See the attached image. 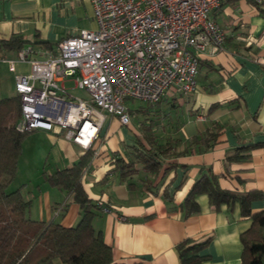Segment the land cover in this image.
<instances>
[{
	"label": "crops",
	"instance_id": "0c3cea01",
	"mask_svg": "<svg viewBox=\"0 0 264 264\" xmlns=\"http://www.w3.org/2000/svg\"><path fill=\"white\" fill-rule=\"evenodd\" d=\"M211 17L226 38L221 50L206 48L200 54L194 92L173 89L170 96L165 92L158 103L139 109L145 122L135 126L130 121L121 124L118 116L103 111L99 139L89 149L64 136L57 138L61 132L56 130L35 129L34 136L51 142L37 143L23 157V173L14 179L30 201V218L64 227L77 223L79 205L45 176L71 167L90 151L82 185L99 208L92 225L111 247L113 262L179 264L180 240L210 237L204 250L208 264H241L240 234L251 219L240 214L237 202L216 210L206 195H200L199 212L185 215L180 207L201 167H210L221 188L255 190L260 194L251 203L252 211L264 208V10L251 0H227ZM95 27L91 0H0V39L20 35L27 41L23 47L32 49L30 58L43 59L56 50L60 39ZM17 51L0 48V98L16 95L15 73L29 71V63L21 61H15L14 71L9 69L8 61L16 59ZM168 99L172 108L163 110L160 106ZM146 136L157 143L175 141L176 155L164 157L156 175L139 161L132 174L114 170L117 156L134 159L137 151L149 148ZM254 144L247 150L248 159H227L235 148ZM23 154L22 150L20 158ZM98 201L109 211H103ZM52 264L65 263L55 259Z\"/></svg>",
	"mask_w": 264,
	"mask_h": 264
},
{
	"label": "built area",
	"instance_id": "2783aa9c",
	"mask_svg": "<svg viewBox=\"0 0 264 264\" xmlns=\"http://www.w3.org/2000/svg\"><path fill=\"white\" fill-rule=\"evenodd\" d=\"M226 1L91 0L95 28L60 39L43 59L30 58L27 46L8 61L11 71L15 61L29 63L27 73L14 75L21 105L16 129L64 130L66 139L89 149L99 139L103 111L128 124V98L154 105L169 88L194 92L200 54L223 48L226 33L211 12Z\"/></svg>",
	"mask_w": 264,
	"mask_h": 264
},
{
	"label": "trees",
	"instance_id": "16d2710c",
	"mask_svg": "<svg viewBox=\"0 0 264 264\" xmlns=\"http://www.w3.org/2000/svg\"><path fill=\"white\" fill-rule=\"evenodd\" d=\"M251 2L264 10V0ZM26 42L20 35H13L9 39H0V48L19 50ZM40 44L48 46L47 42ZM20 110L17 95L0 98V264H52L55 259L65 264H116L112 260L111 247L104 242L101 231L92 225L99 208L82 185L81 174L89 162L90 151L81 155L71 167L56 169L45 176L50 185L71 194L79 205V219L73 226L64 227L58 222L30 218V201L23 197L21 188H9L15 179L22 141L30 133L16 129ZM146 134L149 135L148 131ZM146 141L149 148L137 151L134 159L130 157L125 161L117 156L114 170L124 176L132 174L137 170L134 162L139 161L147 172L156 175L162 159L176 155L172 150L175 141L157 143L152 136H146ZM253 146L255 144L237 147L227 159H248L247 150ZM259 194L255 190L223 189L218 184V175L210 167H201L180 207L185 215L199 212L200 195H206L208 205L216 210L222 204L237 202L240 214L251 219L250 226L240 234L241 264H264V208L258 211L251 208L252 201ZM210 239L186 237L180 240L176 244L179 264H208L209 255L204 250Z\"/></svg>",
	"mask_w": 264,
	"mask_h": 264
},
{
	"label": "rangeland",
	"instance_id": "374dc122",
	"mask_svg": "<svg viewBox=\"0 0 264 264\" xmlns=\"http://www.w3.org/2000/svg\"><path fill=\"white\" fill-rule=\"evenodd\" d=\"M72 81H66L65 82V87L67 88H70L72 86ZM172 90L173 88H169L167 91H166V95L167 96H170V94L172 93ZM69 92L75 96V97H82V98H88V95L81 89H71L69 90ZM150 104H147V103H144L142 101H139V100H135V99H131V98H128L125 100V106L127 108V112L129 113L130 115V122L135 126V125H138L139 123L143 124L145 122V119H144V116H143V113L139 110V109H148V106ZM152 106V105H150ZM163 110L165 108H172L170 105H169V99L168 100H164V102L162 103V105L160 106ZM174 108H177L178 109V112H181V109L180 107H174ZM153 110V108H152ZM137 111H139V113L135 114ZM184 112V109H182V113ZM151 113V112H149ZM171 114V112H170ZM179 114V113H178ZM117 117V116H116ZM150 118V117H148ZM178 120L181 121V118L182 120L185 121V117L184 116H180L178 115L177 116ZM149 120V119H148ZM64 131V130H63ZM63 131L61 132L60 135L56 136L57 138L59 137H63ZM37 131H33V132H30L29 134H27L23 141H22V150H23V155H22V158H20V161H19V164H18V169L16 171V177L19 178V176H21V173H23V170H24V160H23V157L26 156V154L32 152L35 148V145L37 143H41L42 145H47L49 142L51 141H46V139H42L40 137L37 138V136H34L36 134ZM55 137V139H56ZM57 140V139H56ZM39 157V156H38ZM40 160H42V158L40 157ZM15 177V179H16ZM16 184L18 185L19 184V180H14L12 182V184L10 185L9 188H13L14 186H16Z\"/></svg>",
	"mask_w": 264,
	"mask_h": 264
}]
</instances>
